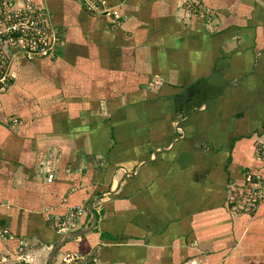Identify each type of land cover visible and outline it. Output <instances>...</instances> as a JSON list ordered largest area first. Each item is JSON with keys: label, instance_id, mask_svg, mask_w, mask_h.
<instances>
[{"label": "crops", "instance_id": "1", "mask_svg": "<svg viewBox=\"0 0 264 264\" xmlns=\"http://www.w3.org/2000/svg\"><path fill=\"white\" fill-rule=\"evenodd\" d=\"M102 1L44 0L56 55L0 90V257L47 264L92 203L53 264H264V201L230 207L264 183V0Z\"/></svg>", "mask_w": 264, "mask_h": 264}, {"label": "built area", "instance_id": "2", "mask_svg": "<svg viewBox=\"0 0 264 264\" xmlns=\"http://www.w3.org/2000/svg\"><path fill=\"white\" fill-rule=\"evenodd\" d=\"M76 1L86 12L96 14L108 12V9H103L102 0ZM58 41L44 0H0V90H4L6 86L11 66L5 56L7 47L23 50L21 55L27 60L36 57L53 58L57 52ZM256 152L259 161L264 164V137L258 141ZM263 201V177L259 172H254L247 187L234 191L230 198V207L235 213L254 215ZM82 213L84 210L81 207L71 210L58 230L62 232L73 229ZM21 249L18 248L12 264H28L29 260L22 255ZM88 263L89 259L78 253L66 256L61 262V264Z\"/></svg>", "mask_w": 264, "mask_h": 264}, {"label": "rangeland", "instance_id": "3", "mask_svg": "<svg viewBox=\"0 0 264 264\" xmlns=\"http://www.w3.org/2000/svg\"><path fill=\"white\" fill-rule=\"evenodd\" d=\"M187 6H188V4H187ZM13 51H16V52L13 53ZM21 52H23V50L11 49L9 47L6 48V53L4 52L5 56H6V60L9 61L10 64H11L10 71H9L8 77H7L6 86H5L4 90H3L4 92L6 90H8L7 91L8 94H9V92H11L12 88H14V90H16V92H17L19 90L18 85H23V88H25L30 83V81L28 82V80H29V78H28L29 77L28 69H29V67L31 69L32 65L30 63H28V62H24L23 63L24 66H22L21 63H17L16 64L14 62V61H16V55H18V57H21L20 56L22 54ZM21 248H22L21 249L22 255L24 256V252H25V248L26 247H21ZM13 260L14 259L12 257H9V256L2 257L1 256L0 257V264H12ZM60 262H62V258H60L58 260L57 264H59Z\"/></svg>", "mask_w": 264, "mask_h": 264}, {"label": "water", "instance_id": "4", "mask_svg": "<svg viewBox=\"0 0 264 264\" xmlns=\"http://www.w3.org/2000/svg\"><path fill=\"white\" fill-rule=\"evenodd\" d=\"M87 211L91 217L88 220L87 225H85L83 228L73 230V231H67V232L63 233L62 236H60V238L57 240V242L52 247V249L48 255L47 264H53V261L56 257V254L59 252V250L64 246V244L68 240L73 239L75 237H80V236H83L85 234H88L89 232H91L95 228L96 222H97V217H96L95 212L93 211L92 203H88Z\"/></svg>", "mask_w": 264, "mask_h": 264}, {"label": "trees", "instance_id": "5", "mask_svg": "<svg viewBox=\"0 0 264 264\" xmlns=\"http://www.w3.org/2000/svg\"><path fill=\"white\" fill-rule=\"evenodd\" d=\"M20 56H21V59H20L21 62H20V61H19V62H20V63L22 64V66H23L22 61L25 62V61H26V58H25L24 56H22V55H20ZM21 64H20V65H21ZM8 89H9V88H8ZM84 209H85V207H84ZM86 213H87V212L85 211V214H86ZM87 216H88V215H87ZM2 223H3V222H2ZM3 228H6V227H3ZM6 229H7V228H6ZM59 238H60V237H58L57 240H58ZM17 247H18V243L16 242V244H14V245L12 246V249H14V250H12V251H15V250L17 249Z\"/></svg>", "mask_w": 264, "mask_h": 264}]
</instances>
